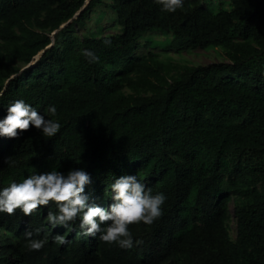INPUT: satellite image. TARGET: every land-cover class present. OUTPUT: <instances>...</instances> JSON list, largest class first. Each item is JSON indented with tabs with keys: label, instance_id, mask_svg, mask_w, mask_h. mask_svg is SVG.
<instances>
[{
	"label": "trees",
	"instance_id": "16d2710c",
	"mask_svg": "<svg viewBox=\"0 0 264 264\" xmlns=\"http://www.w3.org/2000/svg\"><path fill=\"white\" fill-rule=\"evenodd\" d=\"M208 1L166 13L154 0H0V118L24 99L41 111L54 104L50 118L61 123L53 138L31 125L0 137V188L83 167L101 206L126 174L167 196L154 223L129 225L141 241L131 249L83 235L78 221L53 229L46 214L54 205L0 213V264H264V0H228L230 9L217 11ZM102 4L118 32L74 34ZM63 25L55 43L51 33ZM152 32L171 35L178 49L221 47L227 61H162L141 44ZM82 49L99 62L89 64ZM37 228L48 243L29 251L24 232ZM55 234L67 243H54Z\"/></svg>",
	"mask_w": 264,
	"mask_h": 264
},
{
	"label": "clouds",
	"instance_id": "9594fccd",
	"mask_svg": "<svg viewBox=\"0 0 264 264\" xmlns=\"http://www.w3.org/2000/svg\"><path fill=\"white\" fill-rule=\"evenodd\" d=\"M166 13H175L184 7V0H154ZM104 45L111 40L105 37ZM81 55L89 64L99 62V56L90 49H82ZM3 92H0V97ZM56 106L50 104L41 111L24 99H15L6 106V115L0 118V137L17 138L30 125L42 137L53 138L61 129L55 116ZM19 130V131H18ZM6 165L14 166L15 161L5 158ZM93 183L91 174L83 167H70L66 171L51 169L33 172L21 181L13 180L0 188V213L13 215L18 209L24 216H31L36 210L55 206V211H47L46 220L55 229H65L78 221L83 235L96 237L107 244H115L122 249H131L141 243L134 240L130 224L151 225L163 214L167 196L163 192H153L151 186L137 174H126L114 178L110 184L111 203L101 206L94 202L92 192L86 188ZM41 229L26 230L24 237L29 251H39L47 238H36ZM35 233V236H34ZM52 241L65 245L67 240L62 234H55Z\"/></svg>",
	"mask_w": 264,
	"mask_h": 264
},
{
	"label": "rangeland",
	"instance_id": "374dc122",
	"mask_svg": "<svg viewBox=\"0 0 264 264\" xmlns=\"http://www.w3.org/2000/svg\"><path fill=\"white\" fill-rule=\"evenodd\" d=\"M209 4L213 10L230 9L228 0H210ZM115 12L107 9L105 5L97 6L91 14V19L87 21L85 27L75 28L74 34L82 37L91 32L102 34H114L119 28L113 22ZM65 25L60 30L51 33L52 40L60 43L62 35L66 32ZM149 42L152 51L159 54V59L165 62H171L176 65H208L211 63L227 61L225 51L221 47H212L208 49L184 48L178 49L177 44L172 42V36L167 33L152 32L145 34L141 39V44ZM145 47H141L136 54H144ZM233 209V204L232 207ZM233 217V216H232ZM230 234L233 239L236 238V222L232 218L230 223Z\"/></svg>",
	"mask_w": 264,
	"mask_h": 264
}]
</instances>
